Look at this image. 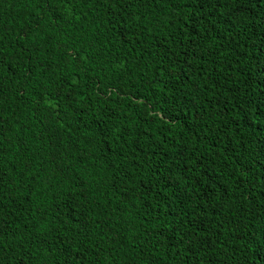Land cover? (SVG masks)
<instances>
[{"label": "trees", "instance_id": "1", "mask_svg": "<svg viewBox=\"0 0 264 264\" xmlns=\"http://www.w3.org/2000/svg\"><path fill=\"white\" fill-rule=\"evenodd\" d=\"M0 264H264V0H0Z\"/></svg>", "mask_w": 264, "mask_h": 264}]
</instances>
